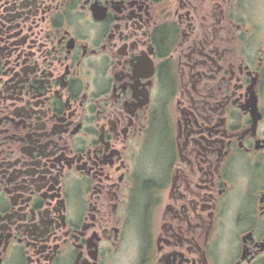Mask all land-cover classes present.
Returning <instances> with one entry per match:
<instances>
[{
	"label": "flooded vegetation",
	"instance_id": "flooded-vegetation-1",
	"mask_svg": "<svg viewBox=\"0 0 264 264\" xmlns=\"http://www.w3.org/2000/svg\"><path fill=\"white\" fill-rule=\"evenodd\" d=\"M0 264H264V0H0Z\"/></svg>",
	"mask_w": 264,
	"mask_h": 264
}]
</instances>
